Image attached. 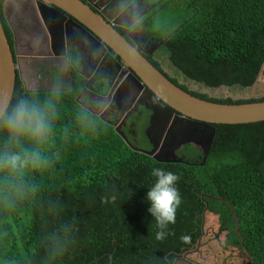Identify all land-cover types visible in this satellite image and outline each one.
<instances>
[{"label": "trees", "instance_id": "16d2710c", "mask_svg": "<svg viewBox=\"0 0 264 264\" xmlns=\"http://www.w3.org/2000/svg\"><path fill=\"white\" fill-rule=\"evenodd\" d=\"M179 1L182 15L160 48L175 72L209 88H251L264 77V0ZM158 27L150 31L161 41ZM146 60L200 100L264 102L210 98L166 75L156 60ZM70 73L69 90L29 92L16 72L11 103L51 98L56 116L44 143L23 139L10 146L15 152L38 148L47 161L21 170L22 195L4 198V178L14 181L17 175L0 170V264H203L195 257L206 243L211 264H264V122L212 125L204 163L193 146L183 148L186 161H160L134 151L147 149L130 145L120 130L83 108L77 97L85 80L73 68ZM85 113L82 123L78 116ZM153 167L178 177L181 198L170 235L160 241L144 201Z\"/></svg>", "mask_w": 264, "mask_h": 264}, {"label": "flooded vegetation", "instance_id": "af4514ba", "mask_svg": "<svg viewBox=\"0 0 264 264\" xmlns=\"http://www.w3.org/2000/svg\"><path fill=\"white\" fill-rule=\"evenodd\" d=\"M19 1V4H23L26 8V11L21 13L23 18L29 14H33L36 8L32 0ZM80 1L88 5L94 12L100 14L106 20L116 22L118 26H115L114 29L121 30L123 33V36H121L130 45L137 47L145 59H154L160 65L156 56H158L160 48L169 34L163 35L162 40L158 41L147 27V23L153 18L154 11L158 9L156 8L158 1ZM3 2L4 0H0V20L13 53L19 78V56L30 58L31 61L34 59L44 60L45 63H42V66L39 67H37V63L35 66L33 62L29 63L32 66V73L35 74L34 79L35 76L39 79L38 71L43 73L44 80H48L49 76L53 79L55 78L53 80L55 82L52 86L53 89L47 91L69 90L71 88L70 71L73 68L75 73L85 80V85L89 82V86L92 87L91 92L90 89L84 90V85L78 95L79 98L77 97L79 104L91 113L101 112L105 122L117 125L116 128L125 135L130 145L142 146L147 149L143 151L148 152L155 147L156 159L167 162L186 159L182 153L184 147L187 149V147L193 146L198 152H201L198 143L200 144L203 141L199 139L198 134L203 137L207 131L204 130L205 128H201L200 130L193 129L186 127L184 122L178 123L176 120H181L182 117L172 110L171 119L169 118L168 120L159 113L160 121L153 127V112L148 107L149 101L146 94L134 83H130V86L125 85L128 82L127 75L131 73L130 70L125 67L124 69L119 68L114 61L106 57V53L100 52L92 43L89 44L88 41H84L82 38L79 39L78 35L72 30L67 33L64 39L62 19L56 13L52 12L46 16L48 27L51 30L49 33H51L50 43L52 46H50L48 39H46L47 36L45 35V37L40 30L32 33L28 26L21 27L22 25L16 23V12L13 8L7 10L8 15L11 17L9 26L2 16ZM15 4L17 5V2ZM8 9H10V6ZM19 10L23 12L22 9ZM13 33L16 37V43L14 42ZM106 51L109 52L107 49ZM114 58L119 62L117 57ZM160 68L166 75L171 77L163 70L161 65ZM176 73L183 79H186L179 71ZM119 82L122 85L119 86ZM106 85H108V89ZM63 87H65V90ZM166 121V127L161 132ZM160 135L163 137L162 139L159 138ZM187 152V157H191L192 155L189 151Z\"/></svg>", "mask_w": 264, "mask_h": 264}, {"label": "water", "instance_id": "95a60500", "mask_svg": "<svg viewBox=\"0 0 264 264\" xmlns=\"http://www.w3.org/2000/svg\"><path fill=\"white\" fill-rule=\"evenodd\" d=\"M32 1L35 3L36 9L33 14H29L27 17L23 18L21 13H24L26 8L23 4H19V0H4L2 4V16L8 25L11 23V17L8 15L7 10L13 8L16 12V23L22 25L21 27L28 26L32 33L40 30L44 36H47L46 39H48L49 45L52 46L50 43L51 33H49L51 30L48 27L46 16L52 12L56 13L62 19V33L64 39L67 33L72 30L78 35L77 37L79 39L82 38L84 41H88L89 44L92 43L100 52L106 53V57L114 61L119 68L124 69L125 67L130 70L131 73L127 75L128 82L125 83V85L130 86V83H134L146 94L149 101L148 107L153 112V127L160 121V114L167 120L169 118L171 119L172 110L182 117L181 120H176L178 123L184 122L185 126L188 128L199 130L205 128L204 130H207L203 137L198 134L199 139L203 141L200 144L198 143L203 154V163L207 158L209 146L214 137V129L211 128L212 125H241L264 122V102L220 105L200 100L183 92L170 83L162 73L157 71L141 55L137 47L130 45L114 29L115 26H118L116 22L106 20L82 1ZM16 2L17 5L15 4ZM9 6L10 9H8ZM19 9H22L23 12ZM26 23L28 24L23 25ZM13 37L16 43L14 33ZM106 49L109 52H107ZM114 57H117L119 62H117ZM97 60L99 61L98 57ZM98 65L100 67L99 62ZM16 72L17 67L13 58V53L0 20V99L7 100L9 103H11L14 92ZM86 80L88 79L86 78ZM88 83L89 82L85 85L84 90L90 89L92 92V87L89 86ZM120 85H122V83L119 82V86ZM106 86L108 89V85ZM95 96L97 95L95 94ZM101 98H103V96H101ZM94 115H97L100 120L105 121L101 112L95 113ZM106 123L114 127L115 130H118L116 128L117 125ZM166 123L167 121L164 123L161 132H163V129L166 127ZM159 138L162 139L163 137L160 135ZM123 140L128 144L125 138H123ZM133 150L156 159L155 147L149 152L140 149Z\"/></svg>", "mask_w": 264, "mask_h": 264}, {"label": "clouds", "instance_id": "9594fccd", "mask_svg": "<svg viewBox=\"0 0 264 264\" xmlns=\"http://www.w3.org/2000/svg\"><path fill=\"white\" fill-rule=\"evenodd\" d=\"M55 116L56 110L51 98L42 102L20 98L14 103L0 99V137L3 138L0 142V170L6 169L17 175L14 181L4 178L3 182L7 186L3 193L5 199L23 194V181L19 174L25 166H42L47 163L38 148L15 152L10 150V146L23 139H28L36 145L44 143L51 132ZM78 119L86 123L87 114H80ZM150 175L154 177V182L147 189L144 201L148 204L147 212L155 221V239L160 241L170 235L168 226L175 223L176 209L181 203L176 188L178 177L173 172L159 167H153ZM102 202L107 200L102 198ZM181 239L187 240V237Z\"/></svg>", "mask_w": 264, "mask_h": 264}, {"label": "rangeland", "instance_id": "374dc122", "mask_svg": "<svg viewBox=\"0 0 264 264\" xmlns=\"http://www.w3.org/2000/svg\"><path fill=\"white\" fill-rule=\"evenodd\" d=\"M151 1V0H149ZM158 1V5L161 4V2L165 3V6L163 9L158 11L153 15V24L147 23L148 29L150 30L151 25L159 26L158 29H160L162 35H166L169 33V31H173L176 27L177 16L182 15L184 5L179 0H156ZM157 5V6H158ZM162 25V26H161ZM155 28V26H154ZM172 28V30H171ZM157 60L159 61L161 67L167 74H169L171 77H174L177 79V81L184 86H186L189 90L195 91L199 94H203L205 96H208L210 98L219 99V100H225V99H231V100H248V99H258L261 97H264V77L262 76L256 85H254L251 88H245L242 89L238 86L233 87H224L221 86L219 88H209L205 87L204 85L200 83H195L190 80L183 79L181 76H179L175 70L173 69L167 55L163 52H159ZM19 66L18 71L21 74L24 73V75L20 76V79L23 82L24 88L26 91H47L53 89V85L55 82H53V79L51 76L48 77V80H44L43 73L38 71L39 79H34V76L31 74L29 75L27 71V62H33V65L37 63V67L42 66V63L44 64V60L41 59H34L31 61L30 58H22L19 56ZM56 72V71H55ZM65 90V87H63ZM146 145H148L146 143ZM214 221V220H213ZM209 243H206L203 246L202 252L199 257H195L196 260L203 262V264H211L207 255H205V251L208 250ZM175 264H188L185 261L177 262Z\"/></svg>", "mask_w": 264, "mask_h": 264}, {"label": "crops", "instance_id": "0c3cea01", "mask_svg": "<svg viewBox=\"0 0 264 264\" xmlns=\"http://www.w3.org/2000/svg\"><path fill=\"white\" fill-rule=\"evenodd\" d=\"M26 65H27V66H26V67H27V70H29V71H28V72H29L28 74H29V75L31 74L32 76H34L35 74L32 73V71H31V70H32L31 63L27 62ZM24 73H25V72H23V74H21L20 76L24 75ZM19 74H20V73H19ZM21 81H22V80H21ZM22 83H23V82H22Z\"/></svg>", "mask_w": 264, "mask_h": 264}]
</instances>
